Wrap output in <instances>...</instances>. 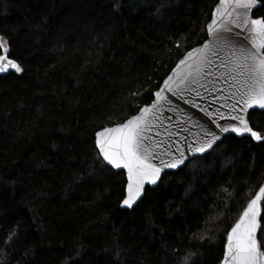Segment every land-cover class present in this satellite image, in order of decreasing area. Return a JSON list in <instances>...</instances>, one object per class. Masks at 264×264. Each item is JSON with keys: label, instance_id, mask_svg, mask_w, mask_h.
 <instances>
[{"label": "trees", "instance_id": "1", "mask_svg": "<svg viewBox=\"0 0 264 264\" xmlns=\"http://www.w3.org/2000/svg\"><path fill=\"white\" fill-rule=\"evenodd\" d=\"M217 2L174 0L157 17L143 0L118 11L113 0H0V34L25 68L0 77V237L19 226L7 264H113L117 242L119 264H172V247L221 264L264 185V146L228 136L216 159L169 175L135 211L120 207L126 172L92 173L96 132L152 103L161 78L207 38ZM252 113L264 132V111Z\"/></svg>", "mask_w": 264, "mask_h": 264}, {"label": "snow or ice", "instance_id": "2", "mask_svg": "<svg viewBox=\"0 0 264 264\" xmlns=\"http://www.w3.org/2000/svg\"><path fill=\"white\" fill-rule=\"evenodd\" d=\"M122 2L113 0L112 7L118 11ZM173 2L143 0L148 10L157 17L162 16ZM141 6V3L136 5ZM257 12H264V0H218L208 17L210 23L200 29L206 31L207 38L201 46L185 50L183 58H179L170 74L161 78L162 84H158L156 90L145 97H154L152 103L139 108L138 114L119 125L104 127L96 132L92 173L99 171L124 176L122 170H126V179L122 182L121 208L135 211L169 175H179L189 166L195 170L197 165L216 159L224 140L228 138L226 134H235L264 146V132L252 125L253 113L250 111L264 110V16L254 18ZM180 39L189 40L190 37ZM10 47L11 41L5 34H0V73L13 71L22 74L25 68L11 58ZM175 47L181 48V45L175 43ZM209 84L212 86L209 87ZM181 85L184 87L181 88ZM201 88L211 98L201 111L219 131L197 122L192 126L198 127L199 132L192 133L190 141L186 136L185 142L171 139L153 142L154 136L161 135L159 126L163 123L161 116L164 105L171 104L168 94L182 98L180 93L188 90L205 100L200 93ZM129 92L133 96L143 95L138 87L129 89ZM218 101L215 113L209 111V107ZM193 107L196 105L193 104ZM105 115L111 119L110 113ZM167 119L171 120L172 117ZM217 120L228 123H217ZM182 131H190V128H182ZM56 147L52 145L53 149ZM262 198L264 187L248 203L227 234L221 264H264V227L261 225L264 215L259 206ZM18 228H11L5 236L0 237V264H7L11 244L19 239ZM206 231L210 233L211 229ZM192 235L196 237V233ZM199 238L203 240L205 236ZM208 239H211V235H208ZM114 251L116 259L113 264H119L118 242ZM170 254L172 264H199V261L193 260L194 253L190 249L181 251L172 247ZM75 256L79 257L80 252L77 251ZM75 264H80L78 258Z\"/></svg>", "mask_w": 264, "mask_h": 264}, {"label": "water", "instance_id": "3", "mask_svg": "<svg viewBox=\"0 0 264 264\" xmlns=\"http://www.w3.org/2000/svg\"><path fill=\"white\" fill-rule=\"evenodd\" d=\"M253 11H255V10H253ZM254 18H256V17H254ZM209 23H210V21H209ZM196 47H199V46H196ZM9 73H14V72L9 71L8 73H0V77L4 76L6 74H9ZM211 86L212 85L209 84V87H211ZM174 87H175V85H174ZM183 87L184 86L181 85V88H183ZM224 87L227 90V86L224 85ZM200 93H201V95H203L206 98L205 100H201L199 97L196 96L195 92H189L188 90H184L180 93V96L182 98H178L177 96H172L170 93L168 94L169 99L171 100V104L170 105L169 104L164 105V109L162 110L163 115L161 116V120L163 121V123L159 126V132L161 133V135L159 137L154 136L153 142H155L158 139H162L165 141L171 139V140H177L178 142H185L184 138L186 136L188 137V141H190L192 139V133H198L199 132L198 127L192 126L193 124H196L197 122L200 125H203L204 127H211L214 130L219 131L218 129L215 128V124H213L212 121L209 120V118L205 114V112L201 111V108H203L209 104V101L211 98L209 97L208 92H206L203 88L200 89ZM185 100H187L188 102L185 103ZM193 104H195L196 107H193ZM218 105H219V101L215 105H211L208 110L215 113ZM250 111L253 112V111H264V110L255 109V110H250ZM167 117H172V119L168 120ZM189 117H190V119H189ZM182 121H187V123L182 124L181 123ZM217 123L226 124L228 122L217 120ZM115 126H117V125H115ZM115 126H112V127H115ZM165 126H167V127H165ZM182 128H190V131H182ZM170 133H171V136L169 135ZM226 135L227 136H230V135L235 136V134H231V133L226 134ZM238 138H243V137H238ZM122 171L126 172V170H122ZM146 187H152V186H146ZM263 187H264V185H263ZM258 193H259V191L257 192V194ZM262 200H263V198H262ZM262 200L260 201V205H259L260 209H261V213H262ZM122 209H124V208H122ZM126 210H129V209H126Z\"/></svg>", "mask_w": 264, "mask_h": 264}]
</instances>
